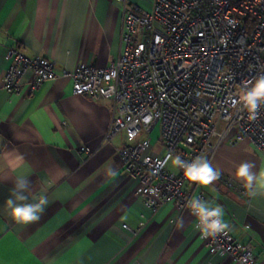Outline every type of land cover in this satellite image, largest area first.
Instances as JSON below:
<instances>
[{
    "label": "crops",
    "instance_id": "0c3cea01",
    "mask_svg": "<svg viewBox=\"0 0 264 264\" xmlns=\"http://www.w3.org/2000/svg\"><path fill=\"white\" fill-rule=\"evenodd\" d=\"M127 2L152 8V0ZM122 32L118 0H0V78L9 47L49 57L58 68L107 66L122 52ZM31 77L23 76L19 95L0 90V264H234L229 254L211 251L190 211L172 202L146 209L140 181L121 162L123 136L104 140L112 100L73 94L67 77L28 93ZM156 127L151 152L164 155L160 131L153 137ZM213 143L214 167L226 178L237 181L234 172L244 161L254 162L255 171L264 168V150L249 140L234 145L216 137ZM82 146L92 152H81ZM16 176L29 179L28 202L48 198L37 222L20 224L9 214L5 201ZM198 189L223 207L227 232L251 244L256 262L264 264V197L249 198L220 181Z\"/></svg>",
    "mask_w": 264,
    "mask_h": 264
},
{
    "label": "built area",
    "instance_id": "2783aa9c",
    "mask_svg": "<svg viewBox=\"0 0 264 264\" xmlns=\"http://www.w3.org/2000/svg\"><path fill=\"white\" fill-rule=\"evenodd\" d=\"M118 1L123 48L116 60L102 67L58 68L49 57L9 47L0 90L21 94L22 78L30 73L28 93L67 77L73 94L112 100L114 115L104 140L123 135L121 162L140 181L146 209L155 212L172 202L189 211L187 201L203 196L183 170L164 164L169 152L188 162L203 154L213 164L216 137L234 145L249 140L264 150V108L250 121L232 104L244 82L264 74V0H152L150 10ZM158 125L164 155L151 152L149 135ZM80 150L92 152L88 146ZM218 181L247 196L240 182L223 175ZM206 239L212 252L229 254L234 264H258L251 244L227 231Z\"/></svg>",
    "mask_w": 264,
    "mask_h": 264
},
{
    "label": "clouds",
    "instance_id": "9594fccd",
    "mask_svg": "<svg viewBox=\"0 0 264 264\" xmlns=\"http://www.w3.org/2000/svg\"><path fill=\"white\" fill-rule=\"evenodd\" d=\"M238 99H233L234 107H240L246 111L248 119L255 121L264 108V74H258L253 80L246 81L237 91ZM131 135V134H130ZM17 161H22V156H16ZM173 168L183 170L184 178L201 186H209L218 181L221 170L214 167L212 162L203 154L196 156L188 162L181 155H173L169 152L164 164ZM11 167V162L9 163ZM256 165L251 161L240 163L234 172V178L239 181L245 189L249 198L264 197V168L255 171ZM29 188L27 176H16L13 180L10 197L5 201L9 214L14 221L20 224L37 222L44 213L49 201L46 195L33 197L34 202H28L29 197L25 194ZM186 207L197 220V228L202 238H215L221 233H226L230 225L224 220V209L214 201L205 200L194 196L187 201ZM183 228V220L177 225Z\"/></svg>",
    "mask_w": 264,
    "mask_h": 264
},
{
    "label": "rangeland",
    "instance_id": "374dc122",
    "mask_svg": "<svg viewBox=\"0 0 264 264\" xmlns=\"http://www.w3.org/2000/svg\"><path fill=\"white\" fill-rule=\"evenodd\" d=\"M160 128H159V125L156 127V130L154 131V133H153V137H154V135H157V133L160 131L159 130ZM160 133V132H159ZM120 136H123V135H120Z\"/></svg>",
    "mask_w": 264,
    "mask_h": 264
}]
</instances>
